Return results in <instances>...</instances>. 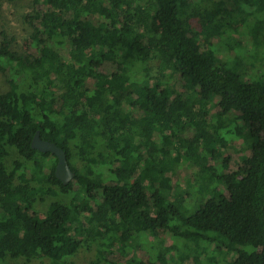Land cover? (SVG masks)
<instances>
[{
  "label": "trees",
  "instance_id": "obj_1",
  "mask_svg": "<svg viewBox=\"0 0 264 264\" xmlns=\"http://www.w3.org/2000/svg\"><path fill=\"white\" fill-rule=\"evenodd\" d=\"M31 1L29 52L0 30V71L24 80L0 92V260L75 264L85 247L91 264H264V0ZM210 36L247 55L217 57ZM227 138L249 151L231 172L209 166ZM181 164L187 187L168 186ZM45 196L60 200L41 214ZM159 230L171 244L141 237Z\"/></svg>",
  "mask_w": 264,
  "mask_h": 264
},
{
  "label": "rangeland",
  "instance_id": "obj_2",
  "mask_svg": "<svg viewBox=\"0 0 264 264\" xmlns=\"http://www.w3.org/2000/svg\"><path fill=\"white\" fill-rule=\"evenodd\" d=\"M187 5H192L193 3H201L202 5H208L211 1H218V0H185ZM154 7V6H153ZM32 11V1L31 0H15V1H5L0 0V30L4 31L8 37L11 39L12 49L18 53H24L30 51V46L28 42V34L30 33V27L25 22V19L23 16L27 13H30ZM153 13V11H152ZM238 27L240 25H237ZM243 28H240L237 31H233L231 33V36H236L241 42L247 43L251 40V37L253 36V32L251 30H242ZM260 33L264 34V24L260 26ZM1 38V36H0ZM208 41L213 45L214 54L224 60L231 61L236 63L237 59L236 57H244L247 55L245 54L241 49L236 47H229L224 46L223 41H219L217 38H213L212 36L208 37ZM156 65L157 61H151L148 64V67L151 68V72L154 73L156 71ZM141 75L140 70L134 69L132 71V76L134 78H138ZM21 81V78H16V80H11L9 77L8 72H1L0 71V92H3L13 86H17L18 83L23 82ZM23 84V83H22ZM219 153V159L212 160L209 162V166L222 169L225 172H231L233 170L238 169L241 166L242 160L249 154L248 148L245 144H243L242 140L236 139L233 142L229 143V140L227 138L226 141V147H220L218 148ZM47 162L51 163L52 159L51 157L47 158ZM78 165V163H76ZM102 170L101 168H99ZM194 169L185 165L181 164L180 166L176 167L173 171L169 173V181L168 186L170 185H178L180 188H186L189 180H191V177L194 174ZM54 200H60L59 198H55L52 196H45V198L42 201H39L37 204V208L39 212L42 214L50 204V202ZM152 234H141V237L144 239H147L151 244L162 241L165 245L171 244V237L169 234L165 233L164 231H157V235L152 239L150 236ZM125 252L129 254V256L132 254V251H136L137 253H140V242L138 240L136 241H130L124 243ZM133 247V248H131ZM147 250L149 252H153V250L150 246H147ZM95 248H81L79 249L76 254L69 259V261H73L75 264H91V261L93 258H95ZM116 253V252H115ZM117 254V253H116ZM114 255V258H118L119 260L123 261L126 257V253H122L121 255ZM0 264H50L49 260L43 258V257H37L35 260L29 263H24L20 259L18 260H0ZM184 264H191L190 259H186L184 261Z\"/></svg>",
  "mask_w": 264,
  "mask_h": 264
},
{
  "label": "water",
  "instance_id": "obj_3",
  "mask_svg": "<svg viewBox=\"0 0 264 264\" xmlns=\"http://www.w3.org/2000/svg\"><path fill=\"white\" fill-rule=\"evenodd\" d=\"M31 147L41 152H49L56 157L54 174L63 184L68 183L74 177L75 173L67 162L65 152L55 143L42 139L38 131L31 139Z\"/></svg>",
  "mask_w": 264,
  "mask_h": 264
}]
</instances>
